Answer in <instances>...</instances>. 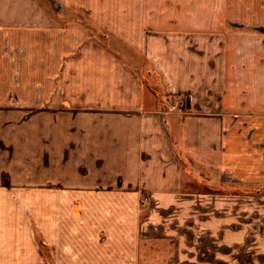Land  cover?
Masks as SVG:
<instances>
[{
    "label": "crops",
    "instance_id": "0c3cea01",
    "mask_svg": "<svg viewBox=\"0 0 264 264\" xmlns=\"http://www.w3.org/2000/svg\"><path fill=\"white\" fill-rule=\"evenodd\" d=\"M4 107L0 264H264V0H0Z\"/></svg>",
    "mask_w": 264,
    "mask_h": 264
},
{
    "label": "rangeland",
    "instance_id": "374dc122",
    "mask_svg": "<svg viewBox=\"0 0 264 264\" xmlns=\"http://www.w3.org/2000/svg\"><path fill=\"white\" fill-rule=\"evenodd\" d=\"M98 32L100 35L98 37V40L103 43L107 40L110 41L111 47L115 51H123L127 52L128 55V61L130 59H136L133 50L127 47L123 46L122 43L113 40L112 37H108V35L105 33ZM139 57L137 56V59ZM142 62V69H144V72L146 70L144 60ZM132 63V60H131ZM32 114L31 112H21L16 113L15 111H8L6 108H2L0 112V151H4L6 155V161L8 165L11 166H22V165H28L29 167L33 166L34 168L39 164L43 162L44 154L47 153V149L51 146L49 137L45 135L43 136L40 133V128L42 122L39 121V117H34L31 120L28 119L27 115ZM31 116V115H30ZM49 136V134H47ZM2 154V153H1ZM3 155V154H2ZM8 158V159H7ZM2 161V160H1ZM103 169H96L93 171V173H96V175H101ZM91 174V171H89ZM88 173V172H87ZM85 173L84 175L89 178L90 175ZM235 185V184H234ZM239 188L238 191L240 192H248L252 194L258 193L255 191V186L257 185H247L245 183H236L234 187ZM227 189L230 188L229 186H226ZM225 187V188H226ZM202 188V187H201ZM199 188V189H201ZM208 189V188H207ZM231 189V188H230ZM264 192V190H262ZM145 247L143 246V249ZM161 250L163 252V247H159L158 251L156 253V257H161L163 253H161ZM158 254V255H157ZM168 258V257H167ZM165 258V259H167ZM154 260V259H153ZM157 263V262H156Z\"/></svg>",
    "mask_w": 264,
    "mask_h": 264
},
{
    "label": "built area",
    "instance_id": "2783aa9c",
    "mask_svg": "<svg viewBox=\"0 0 264 264\" xmlns=\"http://www.w3.org/2000/svg\"><path fill=\"white\" fill-rule=\"evenodd\" d=\"M150 199L148 196H145L143 199H142V204L143 205H147L149 203Z\"/></svg>",
    "mask_w": 264,
    "mask_h": 264
}]
</instances>
